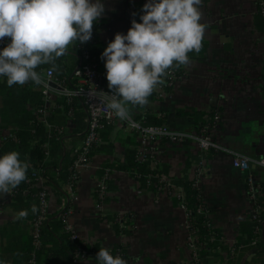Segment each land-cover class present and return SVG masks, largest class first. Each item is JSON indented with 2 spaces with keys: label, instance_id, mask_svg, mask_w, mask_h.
Returning a JSON list of instances; mask_svg holds the SVG:
<instances>
[{
  "label": "crops",
  "instance_id": "0c3cea01",
  "mask_svg": "<svg viewBox=\"0 0 264 264\" xmlns=\"http://www.w3.org/2000/svg\"><path fill=\"white\" fill-rule=\"evenodd\" d=\"M101 2L105 11L95 23L99 27L94 50L108 85L106 58L101 59L102 53L117 33L127 34L133 19L142 22V9L148 0ZM258 10V0H202L201 23L207 28L201 52L189 55L191 62L180 67L183 75L163 96H158L157 86L146 106L129 105L130 116L138 120L149 114L172 130L197 133L205 116L219 111L222 121L212 132L215 142L255 161L264 156V29L256 18ZM79 53L78 43L70 45L63 62L75 70ZM33 90L42 94L37 86ZM60 101L55 98L58 108L50 121L67 129L64 150L69 152L68 162L64 169L63 160L59 166L66 175L72 166L73 153L84 138L86 113L79 102L76 117L74 114L70 117L59 108ZM2 106L0 94V109ZM1 130L13 128L2 127L0 117ZM100 137L101 145L93 152L92 166L82 173L74 199L67 188V179L60 174L56 177L57 186L46 185L50 203L48 221L65 220L87 249L99 246L113 250L119 244L125 245L130 264H186L190 250L185 211L176 198L142 187L141 181L126 170L128 153L137 146L134 132L125 124H117L101 131ZM6 144L0 139V157ZM157 159L156 169L162 177L191 180L200 153L193 143L163 141ZM206 160V174L199 185L212 226L228 244L244 241L252 221L248 180L259 186L264 208V169L253 163L248 171L237 169L231 155L221 151L209 154ZM104 168L110 169L111 174L106 198L98 210L97 192L106 172ZM33 204L15 199L14 190L0 196V264H27L31 221L36 216L31 212ZM22 210H28V217L15 220ZM117 224L126 230L125 234L117 235ZM65 232L70 233L66 226L58 230L57 237ZM253 252L234 261L226 259V252H217L208 256V264H244L255 257ZM49 260L41 257L39 264H52ZM92 262L94 258L81 264Z\"/></svg>",
  "mask_w": 264,
  "mask_h": 264
},
{
  "label": "clouds",
  "instance_id": "9594fccd",
  "mask_svg": "<svg viewBox=\"0 0 264 264\" xmlns=\"http://www.w3.org/2000/svg\"><path fill=\"white\" fill-rule=\"evenodd\" d=\"M202 0H148L142 22L132 20L127 34L117 33L103 51L106 58L107 107L121 121L130 120V108L144 107L171 68L187 66L190 53L199 54L207 25L201 23ZM105 8L101 0H0V41L10 43L0 50V77L8 87L29 82L47 87L41 65L52 64L67 55L74 43L88 42L93 26ZM252 163L264 166V156ZM29 164L20 153L11 151L0 157V196L11 194L28 178ZM39 208L33 204L31 212ZM20 211L15 220L28 217ZM98 264H127L119 255L102 247Z\"/></svg>",
  "mask_w": 264,
  "mask_h": 264
},
{
  "label": "built area",
  "instance_id": "2783aa9c",
  "mask_svg": "<svg viewBox=\"0 0 264 264\" xmlns=\"http://www.w3.org/2000/svg\"><path fill=\"white\" fill-rule=\"evenodd\" d=\"M258 2L261 4L264 12V0H258ZM98 27L94 24L92 38L88 42H77L80 50V60L78 66L73 72L75 84L72 87L68 85L65 78L58 76L52 68H44L40 70L36 69L37 72L42 74V77L47 84V87L44 85L37 86L42 90L43 105L37 110L36 114L38 120L43 123L45 131L49 136L56 135L57 137H63L67 132L66 127L50 122L52 113L58 108L55 104V98L65 101L68 105H72L76 100H78L82 102L85 109L86 128L83 134L84 138L80 147H78L73 153L72 166L68 171L70 177L66 183L67 188L70 189L72 199L76 197L74 190L80 181L82 173L92 166L93 152L101 145V131L109 126H115L117 124H125L134 132L137 138V161L139 163L149 161L151 163L152 170H155L158 165L157 156L161 142L165 141L175 144L189 142L197 146L200 153V160L196 164L191 180L194 181V186L200 191L201 188L199 184L206 174V159L211 151H221L227 153L231 155L233 159V166L235 168L243 171L249 170L250 164L253 161L252 159L224 149L215 142L212 132L222 121L221 113L219 111H215L214 113L205 116L204 122L200 125L197 133L175 131L166 124L145 125L131 116V123H129V121H121L117 118L107 107L108 101L105 98L111 96L112 94L108 89L104 75L100 71L97 57L94 54V47L97 45ZM8 43H10L9 39L0 41V50L6 47ZM179 78L180 76H177L174 68L169 69L168 74L163 77L164 83L158 85V96H163L165 90L168 87L173 86ZM73 114L74 109L71 108L68 112V116L71 117ZM0 139L3 144L8 141H18L17 135L12 130H1ZM44 147L47 150V157H49V147L48 145H45ZM255 165L264 169V166H260L258 163ZM110 174L111 170L107 169L99 184L97 192L99 201L96 205L98 210L102 209V203L106 198ZM147 178L148 190L151 187V180L154 178L158 179L159 183H162L160 193L166 192L170 197L176 198L179 206L186 213V240L190 250V258L186 264H208V256L202 255L204 245L201 243V235L199 233V229L196 227V221L192 218V211L187 206L185 190L180 186L174 185L170 179L162 177L161 175H149ZM36 182L40 187H42V190L39 195V214L31 221L33 251L31 253L29 264H38V253L43 246V228L49 219L50 213L49 194L46 189L48 179L40 175L36 177ZM62 183L63 182H61V184ZM247 188L252 204V221L257 223L254 228V238L250 244L251 246L258 248L262 242L264 243V208L261 200L262 192L259 186L252 179L248 180ZM198 213L209 217L208 208L206 211L203 208H198ZM64 224L67 231L70 232L69 234L71 235V239L73 241H80L79 238L71 232V229L67 226V222L65 220ZM209 226L213 227L212 223H209ZM220 243H223V245H229L230 254L226 253V259L232 260L236 253V249L232 248L233 244H228L225 237L221 239ZM218 251L223 253L220 249ZM110 252L112 254L113 250H110ZM90 258H94L93 255L87 253L83 246L78 245L75 251V258L71 264H81ZM89 264H98V261L94 260V262Z\"/></svg>",
  "mask_w": 264,
  "mask_h": 264
},
{
  "label": "trees",
  "instance_id": "16d2710c",
  "mask_svg": "<svg viewBox=\"0 0 264 264\" xmlns=\"http://www.w3.org/2000/svg\"><path fill=\"white\" fill-rule=\"evenodd\" d=\"M259 10L257 12L256 18L259 24H261L264 29V12L262 10L261 4L258 2ZM98 40V38H97ZM94 54L99 59L94 50ZM191 54V53H190ZM189 54V55H190ZM80 55V53H79ZM62 56L58 58L54 65L45 64L41 65L37 69L52 68L55 70L58 76L65 78L66 82L70 87L75 84V78L73 76V68L67 66ZM100 66V64H99ZM177 76H182L183 73L179 68H174ZM106 82V81H105ZM35 85L32 82L25 84L24 86L14 85L8 87L6 82V77H0V94L3 99V106L0 109L1 126L8 128L12 127L13 131L17 135L18 141H8L5 148L3 149V154H7L11 151H17L20 153V159L26 161L29 164V169L27 173V180L19 185L15 192V199L18 201H32L39 208V195L42 190L36 182L37 176H44L48 179L47 184L57 186V175L60 174L61 177L66 178L67 181L70 177L69 172L66 175L60 172V163L63 160L62 167L66 166L68 162L69 152L65 153L64 150V137H57L56 135L49 136L44 128L42 122L37 118V110L43 105V96L40 92L34 91ZM170 88V87H168ZM167 88V89H168ZM109 89V88H108ZM110 90V89H109ZM111 91V90H110ZM78 100H76L72 105H68L65 101L61 100L59 102V107H62L63 111L67 114L71 108L74 109V117H76V108L79 105ZM137 120V119H136ZM138 121H141L145 125H163L162 120H157L155 117L147 114L145 116L138 117ZM51 122V121H50ZM54 124V123H53ZM199 130V128H198ZM48 145L50 154L47 157V150L44 147ZM216 151H211L209 154ZM209 154L207 158L209 157ZM93 156V154H92ZM137 150L134 148L128 153L126 170L137 177L142 183V187L147 188L148 186V176L160 175L159 169L152 170L151 163L146 161L145 163H139L137 161ZM104 168L103 170H107ZM171 182L180 186L185 190L187 206L192 211V218L196 221V227L199 229L201 235V243L204 245L202 249L203 256H210L220 251H224L230 254L229 245H223L220 241L224 237L218 230L214 227L209 226L211 220L204 214L198 213V208H203L207 210V206L203 202L202 192L194 186L193 180L185 179L183 181H177L175 179H170ZM162 183H159L158 179L154 178L151 180L150 190L155 193H160V188ZM27 192L28 194H25ZM39 211L36 213L35 218L38 216ZM63 223V225H62ZM257 223L251 221L248 224V232L246 240L236 242L232 245V248L236 249L235 256H233L232 261L236 257L246 256L250 251H254V256L251 261H247L244 264H264V244L258 248L251 246L252 239L254 238V228ZM65 227L64 220L56 222L55 220H47L43 228L42 236V249L38 253V264L41 261V257L49 258V262L52 264H71L75 258V251L78 245L83 246L87 253L93 255L94 260H96V254L101 249L99 246L87 249L83 243L80 241H73L71 235L64 233L63 236L57 237L58 230ZM115 230L117 235L125 234L126 230L119 228V225H115ZM33 251V238L27 249V264H29L31 253ZM113 256L119 255L127 264H130V258L127 253V248L125 245L119 244L113 249Z\"/></svg>",
  "mask_w": 264,
  "mask_h": 264
}]
</instances>
